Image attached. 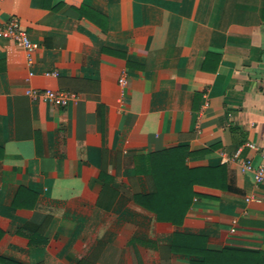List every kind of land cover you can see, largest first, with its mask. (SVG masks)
Wrapping results in <instances>:
<instances>
[{"label": "crops", "instance_id": "crops-1", "mask_svg": "<svg viewBox=\"0 0 264 264\" xmlns=\"http://www.w3.org/2000/svg\"><path fill=\"white\" fill-rule=\"evenodd\" d=\"M11 18L39 48L0 38V264H264L242 169L264 165V0H0Z\"/></svg>", "mask_w": 264, "mask_h": 264}, {"label": "built area", "instance_id": "built-area-1", "mask_svg": "<svg viewBox=\"0 0 264 264\" xmlns=\"http://www.w3.org/2000/svg\"><path fill=\"white\" fill-rule=\"evenodd\" d=\"M0 38L9 39L15 42L16 45L21 47L26 56V62L29 66H33L35 63V54L39 48V44L31 40L30 36L26 31L21 28L20 22L17 18H11L4 24L0 25ZM34 75L30 72V76ZM46 76L58 77L59 74L56 71L47 72ZM120 87L125 88L127 86L128 80L127 75L123 73L118 80ZM26 94L34 99H39L44 102L66 107L71 102H76L79 99L78 94L74 92H67L62 90H52V89H27ZM251 148L255 146L253 144L249 145ZM240 154V150L237 152L236 156ZM242 169L244 172H251L253 174L254 181L257 185L264 187V165L259 167H254L250 160L244 161L242 164ZM235 232V228L232 229Z\"/></svg>", "mask_w": 264, "mask_h": 264}, {"label": "trees", "instance_id": "trees-1", "mask_svg": "<svg viewBox=\"0 0 264 264\" xmlns=\"http://www.w3.org/2000/svg\"><path fill=\"white\" fill-rule=\"evenodd\" d=\"M175 178L172 179V181H169V183L161 188L160 191L155 193V197L158 198V200L161 198H167V208H168V213H174V210L180 211V209L183 207V205H188L189 201H187V196H186V186H188L192 183H196V179H193V174L188 171L187 173H181L177 172V174L174 175ZM188 202V203H187ZM148 207L154 209L156 212L159 213V208H153V202L151 200H148L146 203ZM158 204V205H157ZM157 206L160 205L159 202H157ZM169 220H173V216H168ZM231 257V256H230ZM209 258V257H208ZM216 256H213L212 258H209V260H212V262L217 261ZM226 258V257H225ZM234 257H231L232 261L230 264H235L234 263ZM243 258V257H241ZM242 261L241 259H239Z\"/></svg>", "mask_w": 264, "mask_h": 264}]
</instances>
